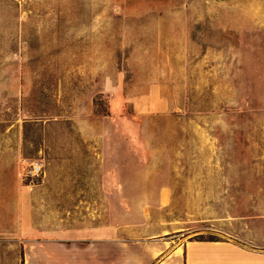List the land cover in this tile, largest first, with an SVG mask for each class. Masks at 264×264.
<instances>
[{"label": "rangeland", "instance_id": "obj_1", "mask_svg": "<svg viewBox=\"0 0 264 264\" xmlns=\"http://www.w3.org/2000/svg\"><path fill=\"white\" fill-rule=\"evenodd\" d=\"M104 192L127 237L264 250V0H0V264L21 194L86 227Z\"/></svg>", "mask_w": 264, "mask_h": 264}, {"label": "crops", "instance_id": "obj_2", "mask_svg": "<svg viewBox=\"0 0 264 264\" xmlns=\"http://www.w3.org/2000/svg\"><path fill=\"white\" fill-rule=\"evenodd\" d=\"M134 1L142 9L151 8L154 0ZM103 194L106 218L86 227L35 224L33 196L21 194L15 199L16 214L5 241L20 248L22 264H264V250L234 240L127 237V224L111 208L110 192ZM46 197L50 199L47 193ZM116 198L123 197L118 193Z\"/></svg>", "mask_w": 264, "mask_h": 264}, {"label": "built area", "instance_id": "obj_3", "mask_svg": "<svg viewBox=\"0 0 264 264\" xmlns=\"http://www.w3.org/2000/svg\"><path fill=\"white\" fill-rule=\"evenodd\" d=\"M29 172H30L31 175L39 176L42 173L41 165H39L36 162L32 163L31 164V169H30Z\"/></svg>", "mask_w": 264, "mask_h": 264}]
</instances>
